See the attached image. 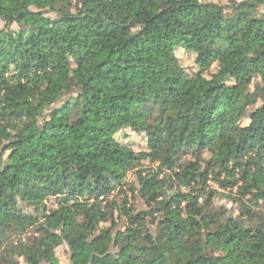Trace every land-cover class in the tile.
Masks as SVG:
<instances>
[{
    "label": "trees",
    "instance_id": "16d2710c",
    "mask_svg": "<svg viewBox=\"0 0 264 264\" xmlns=\"http://www.w3.org/2000/svg\"><path fill=\"white\" fill-rule=\"evenodd\" d=\"M0 23V264H264V0H0Z\"/></svg>",
    "mask_w": 264,
    "mask_h": 264
},
{
    "label": "rangeland",
    "instance_id": "374dc122",
    "mask_svg": "<svg viewBox=\"0 0 264 264\" xmlns=\"http://www.w3.org/2000/svg\"><path fill=\"white\" fill-rule=\"evenodd\" d=\"M220 2H223L224 0H219ZM240 1V0H238ZM1 27V23H0ZM177 56L181 59V63L185 69V71L189 74L195 73L199 70L198 65L194 62V55L190 52H186L182 49H177L176 50ZM214 67H211L210 71L213 70ZM205 75H209V71L205 73ZM117 137H119L120 140H122L124 143L129 145L134 151H138L139 149L143 148L144 145V138L142 136H139L135 133H132L130 130H124L120 133L117 134ZM140 166H137L134 170H129L126 176V181L131 182L135 180V171L138 169H141L142 166L148 165L145 161H142ZM155 166V165H154ZM153 167V166H152ZM208 185L210 188H218L217 182L213 181L212 179H208L207 181ZM221 191V190H219ZM217 204H223L228 208H231L234 212H236V206L235 204L231 203L229 200H226L223 197H218L216 199ZM135 208H144L143 202L140 200L139 203L134 204ZM30 211V210H29ZM118 211L115 212V217L117 216ZM121 221V220H120ZM56 257L59 261L60 264H70L68 257H67V252H66V247L65 245H60L56 250H55Z\"/></svg>",
    "mask_w": 264,
    "mask_h": 264
}]
</instances>
